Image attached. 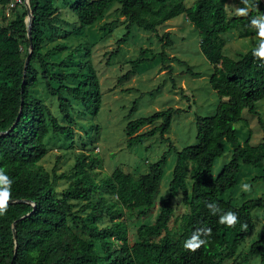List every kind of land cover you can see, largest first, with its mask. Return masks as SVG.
Listing matches in <instances>:
<instances>
[{
  "label": "trees",
  "instance_id": "trees-1",
  "mask_svg": "<svg viewBox=\"0 0 264 264\" xmlns=\"http://www.w3.org/2000/svg\"><path fill=\"white\" fill-rule=\"evenodd\" d=\"M7 1L0 0V4ZM53 1L28 0L32 12L30 43L26 10L8 25H0V173L11 181L8 186L10 195L0 197V201L12 200L0 202V264H223L233 258L253 226L251 210L259 207L264 215V198L248 199L234 205L220 197L223 191L235 184L240 163L263 166L264 142L251 145L249 140H245L239 144L233 125L242 119L245 109L256 114V103L264 99V56L258 54L264 47V31L258 45L237 59L222 53L218 39L230 30L243 31L251 26L263 0H249V12L232 17L226 15L222 0H196L188 7L184 6V0H74L69 4L79 28H83L100 19L110 4L117 2L119 13L128 20L118 44L126 41L133 24L155 32L167 20L184 13L198 30L199 48L212 65L209 85L219 97L215 112L210 116H196V143L175 151L168 193L159 202L160 212L152 223L141 224L137 228L134 241L128 239L122 208L140 217L151 212L166 153L150 163L149 171L138 178L115 168L100 183L94 181L86 170V164L77 158L74 184L65 188L60 196L52 184L56 177L50 180L48 172L38 165L48 152L45 138L50 132L70 138L72 128L69 124L74 121L70 98L80 102L88 114H96L100 107L98 79L89 59L81 60L75 72L53 74L60 83L57 87L49 84L48 62L40 51L45 39L44 28L51 23L57 11ZM159 39L164 40L162 36ZM22 44L25 45L24 51ZM170 44L171 40L166 38L162 46ZM65 49L64 44L56 45L45 56ZM81 50V45L75 46L69 53L70 57ZM27 55L29 59L24 72ZM158 56L162 62L168 59L163 50ZM34 60H38L40 76L46 81L49 94L56 96L59 112L67 125H62L47 105L30 92L39 78ZM145 61H148L146 57L132 60L124 76L134 74ZM68 78L76 83L64 84ZM21 98L23 103L19 113ZM180 112V108L167 107L129 120L124 128L126 144L130 147L156 134L162 136L169 130L172 117ZM157 121L159 123L155 124ZM145 125L152 127L136 133ZM225 143L232 146L231 156L214 176L213 165L223 155ZM189 163L193 167L191 184L187 186ZM257 178L264 180V175ZM5 187L0 180V190ZM100 187L109 189L116 196V201L112 204L87 201L90 209L80 218V233L76 232L69 220L77 223L78 218L71 214L69 200L86 199ZM178 191L188 211L182 216L181 231L174 237L168 223L173 213L172 200ZM210 204L216 206L215 212L209 208ZM228 212L236 214L235 224L222 221L221 217ZM106 216L110 224L100 226L99 222ZM193 237H198L203 243L189 248L186 242L196 243ZM97 245L102 254L95 248ZM249 254L258 255L257 264H264V231L250 243Z\"/></svg>",
  "mask_w": 264,
  "mask_h": 264
},
{
  "label": "rangeland",
  "instance_id": "rangeland-1",
  "mask_svg": "<svg viewBox=\"0 0 264 264\" xmlns=\"http://www.w3.org/2000/svg\"><path fill=\"white\" fill-rule=\"evenodd\" d=\"M73 1H53L57 11L51 23L44 28L45 39L40 53L48 62L49 84L53 87L60 85L53 74L75 72L81 60L89 59L98 79L100 107L96 114H88L80 102L70 98L71 115L74 119L73 123L69 124L72 128L70 138L50 132L45 138L48 152L38 165L48 172L50 180L53 176L56 177L52 184L60 196L65 188L74 184V164L77 158L86 164V170L91 173L94 181L100 183L115 168L138 178L149 171L150 163L166 153V162L162 167V176L151 212L146 217H140L122 208L128 239L134 241L137 239V228L141 224L152 223L160 212L159 202L168 193V183L176 160L175 151L196 143V116H210L215 112L219 97L209 85L212 65L199 48L198 30L187 20L184 13L167 20L158 26L155 32L143 30L133 24L129 28L126 41L118 44L117 40L126 31L128 20L119 13L117 2L111 3L102 17L93 24L79 28L76 15L69 9V4ZM195 1L184 0V6H191ZM24 2L25 0H8L0 4V25H8L17 15H21L25 11ZM222 2L229 17L246 15L249 12V0ZM263 31L264 0L251 26L243 31L234 29L221 34L218 42L222 53L237 59L240 54L258 45ZM160 36L164 40L170 39L171 44L163 47L164 40L161 41ZM59 44H64L66 49L45 56ZM78 45H81L82 50L76 56L70 57V51ZM115 49L117 51L112 54ZM24 50L25 45L22 44V51ZM161 50L168 57L164 62L158 56ZM142 57H146L148 61L139 65L134 74L124 76L130 69V62ZM33 65L39 73V78L38 84L31 88L30 92L47 105L62 125H67L59 112L56 96L49 94L46 81L40 76L38 60H34ZM189 71L198 75L194 76ZM75 83L72 78H68L64 84ZM167 107L180 108L182 112L172 117L166 133L145 138L130 147L126 144L124 128L129 120L148 116ZM255 112L256 114H253L243 110L242 119L234 123L239 144H243L245 140H249L251 145L264 142V99L256 103ZM158 123L159 121L155 122ZM151 127L152 125H145L136 133H142ZM224 148L223 155L214 162V176L231 156L232 146L225 143ZM192 167L189 163L187 186L191 184ZM260 175H264V162L262 167L240 163L235 184L223 191L220 197L230 200L234 205H240L248 199L264 198V180L257 178ZM245 185L248 187H244ZM87 201L112 204L116 201V196L109 189L100 187L86 199H70V212L78 219L77 223H71L70 220L69 223L78 233L80 218L90 209ZM172 207L173 213L168 227L170 233L177 237L181 231L182 216L188 211V206L182 202L180 191L172 200ZM251 218L253 226L249 234L239 244L234 257L225 260L223 264L258 263L259 256H251L249 246L264 231L263 210L259 207L253 208ZM109 224L108 216L99 222L100 226ZM98 247L97 245L95 248L102 254Z\"/></svg>",
  "mask_w": 264,
  "mask_h": 264
},
{
  "label": "clouds",
  "instance_id": "clouds-1",
  "mask_svg": "<svg viewBox=\"0 0 264 264\" xmlns=\"http://www.w3.org/2000/svg\"><path fill=\"white\" fill-rule=\"evenodd\" d=\"M258 54L261 56H264V47H262L259 51ZM0 180L3 181V183L6 185L5 188H3L2 190H0V197H8L10 195V189L8 186H10L11 181L8 179V177L6 175H4L3 173H0ZM244 187H248L247 185H245ZM209 208L213 210V212H215L216 210V206L214 204H210ZM222 221H226L229 224H235L237 221V216L234 212H228L225 214V216L221 217ZM192 240H195L196 243H192V242H186V246L189 248H195V247H199L201 243H203V241H200L198 239V237H193Z\"/></svg>",
  "mask_w": 264,
  "mask_h": 264
},
{
  "label": "water",
  "instance_id": "water-1",
  "mask_svg": "<svg viewBox=\"0 0 264 264\" xmlns=\"http://www.w3.org/2000/svg\"><path fill=\"white\" fill-rule=\"evenodd\" d=\"M24 7H25V10H26V19H25V21H26V30H27V37H28V39H29V43H30V27H31V17H32V12H31V10H30V6H29V2H28V0H25V2H24ZM30 52H31V45L29 44V53L28 54H30ZM28 59H29V55H27L26 57H25V60H24V67H23V70H24V72H25V69H26V65H27V63H28ZM22 103H23V99L21 98V101H20V110H19V113H20V111H21V106H22ZM19 118V114L17 115V117H16V119H18ZM14 124H15V122L12 124V126L10 127V128H13V126H14ZM0 202H12V200H2V201H0ZM12 231H13V239H14V241H15V233H14V228L12 229ZM15 256V253H14V255H13V257Z\"/></svg>",
  "mask_w": 264,
  "mask_h": 264
},
{
  "label": "built area",
  "instance_id": "built-area-1",
  "mask_svg": "<svg viewBox=\"0 0 264 264\" xmlns=\"http://www.w3.org/2000/svg\"><path fill=\"white\" fill-rule=\"evenodd\" d=\"M19 2H21V0H18Z\"/></svg>",
  "mask_w": 264,
  "mask_h": 264
}]
</instances>
